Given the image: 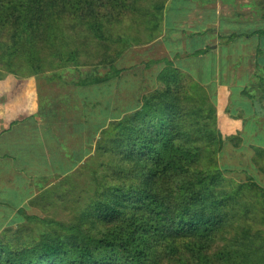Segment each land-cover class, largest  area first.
<instances>
[{
    "label": "trees",
    "instance_id": "16d2710c",
    "mask_svg": "<svg viewBox=\"0 0 264 264\" xmlns=\"http://www.w3.org/2000/svg\"><path fill=\"white\" fill-rule=\"evenodd\" d=\"M165 1L0 0V69L92 68L78 83H104L121 72L113 65L129 41L110 34L128 21L141 25V43L152 39ZM158 82L108 122L99 103L92 155L57 186L77 185L71 199L83 207L65 226L48 222L51 232L1 240L0 264H264L255 228L264 221V188L223 176L222 138L203 91L173 68ZM83 170L90 182L80 189Z\"/></svg>",
    "mask_w": 264,
    "mask_h": 264
},
{
    "label": "crops",
    "instance_id": "0c3cea01",
    "mask_svg": "<svg viewBox=\"0 0 264 264\" xmlns=\"http://www.w3.org/2000/svg\"><path fill=\"white\" fill-rule=\"evenodd\" d=\"M128 53L113 66L130 61ZM140 60L141 91L130 95L112 88L118 75L82 87L86 68L38 75L0 69V241L12 242L32 217L46 215L58 184L92 155L99 103L110 115L104 122L118 110L129 112L140 93L159 87L165 68L203 91L219 135L232 138H223L219 153H233L234 161L223 158L221 168L264 182V0H166L158 31L141 43ZM242 154L250 166L238 165L247 161Z\"/></svg>",
    "mask_w": 264,
    "mask_h": 264
},
{
    "label": "rangeland",
    "instance_id": "374dc122",
    "mask_svg": "<svg viewBox=\"0 0 264 264\" xmlns=\"http://www.w3.org/2000/svg\"><path fill=\"white\" fill-rule=\"evenodd\" d=\"M115 29L116 31L110 34L112 37L114 36L113 39H117L116 37L117 34H122L121 37L127 36L129 38V41H126L128 48L125 47L123 53L129 52L128 54L125 55V58H128L130 56L131 59L130 61H127V62H120L117 65L116 69L121 70V73L118 74L117 78H113L112 88L115 90V92H118V93L121 92L123 94L130 95L133 91H137L138 89L141 90V86H140L141 84L139 82V76H141V63H140L141 61L140 60L141 59V25H134V24L129 23L128 21L127 22L125 21L122 25H120L119 28H115ZM134 40H136V42H133ZM120 43L121 42H118V44L116 45H121ZM88 70H92V68H86V70L83 69V71H88ZM98 72H100V74L105 73V71L99 70V69H98ZM147 91H151V89ZM215 130H216L215 132H217L216 134H219L216 122H215ZM223 138H226V137H223ZM223 138H222V141H224ZM219 154L220 153L218 152L217 156ZM220 155H221L220 165L222 166L220 167L218 166V167L220 170H222L223 176L226 179L232 180L233 182L237 184L243 183L244 181L247 182L246 180L247 175H245L244 172L242 174L243 170L240 171L239 169H232L231 167H230L231 168L230 170L221 168L223 167V165L224 167L225 165H227L226 162L223 163V158L224 160L228 162H230V160L232 162L234 161L233 153L230 154L229 152L227 153L224 151ZM242 156L246 157L243 154ZM242 160L243 159H239L238 165L246 164L247 166H250L248 159L245 163L244 162L242 163L241 162ZM259 178H260V182H259ZM255 180H256L255 183L257 184V186L264 188V182H262L263 181L262 176H259L257 178L255 177ZM89 182H90V175L88 172H85V170H83V175H81V185H80L81 188L80 187L79 188L82 189L84 185L86 183L89 184ZM228 185L233 186L231 183ZM77 187L78 186L77 185L75 186V184L73 183V186L69 184H65L63 185L61 189L60 187L58 188V193H57L58 200L56 199L55 201L49 202L50 207L47 210H45L46 215H44L43 217L35 218V221H28L26 227L22 228L21 238L26 239L24 242H26L30 238L29 236L30 232L31 233H38L39 231L46 232L49 229L51 232V230H54L55 228L52 225H49L48 222L58 223V224H62L63 226H65L69 224L71 221H73L75 213L79 210V208L81 209V207H83L82 206L83 203L79 202V205H77L78 202L76 201L75 203H73L72 200L74 198L71 199L72 196L75 197V193H78ZM67 189H69L72 192V194H69L67 192ZM261 216H263V220H264V213ZM261 224L262 225H259L255 228H257L259 232L261 231L264 237V221Z\"/></svg>",
    "mask_w": 264,
    "mask_h": 264
}]
</instances>
